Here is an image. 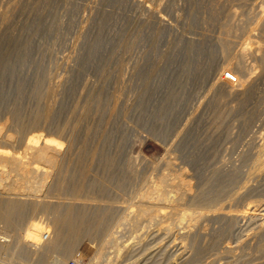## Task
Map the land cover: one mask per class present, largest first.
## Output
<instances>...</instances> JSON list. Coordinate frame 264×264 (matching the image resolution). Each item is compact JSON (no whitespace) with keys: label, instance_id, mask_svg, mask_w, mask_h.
<instances>
[{"label":"rangeland","instance_id":"obj_1","mask_svg":"<svg viewBox=\"0 0 264 264\" xmlns=\"http://www.w3.org/2000/svg\"><path fill=\"white\" fill-rule=\"evenodd\" d=\"M263 6L0 0V146L27 162L0 164V197L41 201L0 208V264H55L64 250L65 264H264ZM226 66L233 86L219 82ZM44 140L60 149L56 167L27 148ZM73 195L92 208L68 217L80 223L63 228L71 241L22 249L34 217L53 220L43 202ZM222 208L239 219L218 217ZM124 216L120 255L97 261ZM71 230L85 238L75 244Z\"/></svg>","mask_w":264,"mask_h":264},{"label":"bare ground","instance_id":"obj_2","mask_svg":"<svg viewBox=\"0 0 264 264\" xmlns=\"http://www.w3.org/2000/svg\"><path fill=\"white\" fill-rule=\"evenodd\" d=\"M263 11H264V6H263ZM228 72L234 75L236 83H238L240 81L238 79V77L236 76L237 73H235L234 69H232L229 66H226L221 71V75H220V78H219V82L220 83L222 82L223 84H226L227 86H233L234 85L233 82L229 81L226 77H224L225 73H228ZM226 89H228V88H226ZM8 138H12V136L11 137L10 136L7 137V140L9 141ZM33 140H35V138H33ZM11 142H13V141H11ZM7 144L6 145L4 144V146H0V149H2V150H0V164H4V163H6V165L9 164V165L13 166L14 168H16L18 171L26 169L27 165H25V164H27V162L25 163L23 161V158L20 157L19 155L17 156L15 153H10V152L6 151V150H8ZM27 148L29 150H33V152H34L33 155H34V157L36 159H40L41 158V159L45 160L46 162H48L51 165V167H56L58 165V163H59L58 155L60 153V149L58 148L57 144H54V142H52L51 140H44L41 143L30 142L28 144ZM48 150L52 151V154L49 157H47V151ZM32 171L33 172L42 171V173L44 172L46 174L49 172L47 170V168H37V167L32 168L31 172ZM24 174H26V173H24ZM184 176L187 177L186 175H184ZM181 179H183V181H184V178H181ZM15 182H17V181H15ZM18 183H20V182H18ZM24 183H26V182H24ZM20 187H21V185H20ZM11 188L13 190V186ZM35 189H36V187H35ZM29 190H30V188H29ZM24 192L26 193V190ZM8 193H10V191ZM20 195L23 196V197H21V196H20V198H18V197L16 198L15 197L14 199H11V198L2 199L0 197V208L4 209V210L12 211V214H13V212L20 211L23 208V206L26 205V204L35 205V203L37 204L38 202H41V201L35 200V198H33V195H31V194H20ZM59 198H61V197H59ZM85 200H91V199H89V198H81L79 196L73 195L71 198H69L66 201H64V200L63 201L62 200L61 201H57V202L44 201L42 210L45 211V212L50 211L52 213V219L53 220H52V222H49V221H45V220L40 219V218L39 219H35V217H34V219L29 223V225L28 226L26 225L27 228L24 231L23 236L20 238L19 242H20L21 248L30 250L31 251L30 253L43 252V253H50L51 254L52 252H55V251L57 252V250H59V248H62L64 241L66 242V239H68V238H66V234H67L68 230L65 231L63 228L65 226L66 227L74 226V227L78 228L79 227L78 225L80 224V223H75L74 222L75 219L69 221L68 217L72 216L74 213H79V215H80L79 218L82 219L81 217H83L84 213L91 210L92 206H89L88 204L84 203ZM92 201H95V200L93 199ZM33 208L35 209V207H33ZM98 209L100 210V212H103L104 209H106V207H103V208L102 207H98ZM93 211L96 212L97 209L94 208ZM144 211L147 212L146 209ZM86 214H89V213H86ZM14 215H15V213H14ZM186 215H191V214H188V213L185 214L184 213L182 215V218H184ZM206 216L207 215H205V217ZM217 216L221 217V218H226V219L228 218V219H233V220L239 219V215L229 214V213L225 212V210L223 208L221 209V211H219V213H217ZM202 217H204V216H202ZM3 218H1V219H3ZM11 218H12V216L11 217H6L5 216V220H9ZM14 218H15V216H14ZM80 219H77V220H80ZM3 221H4V219H3ZM119 221L121 222V224L116 223V224L112 225L109 228V230L107 229L106 236L105 237L103 236L104 238L99 242L98 250H97L96 255H95V259L97 261L101 260L104 257L106 258V256L107 255L109 256L110 254H114V256H116V257L118 255H120L121 247H120V244L118 242L120 237H115V234L118 233V231H116V229L119 227V225L125 224L124 221L126 222V221H128V219H127L126 216H124V217H121ZM6 222H7V224L10 223L9 221H6ZM11 222L13 223V220ZM78 229H80V227ZM69 233L70 232H68V234ZM71 233L73 234V237H71L72 234H71L70 237L69 236L68 237L71 238L73 240V242L75 241L76 242V243L74 242L75 244H77V243L79 244V242H81V240L85 238V236L81 233V230L80 231L79 230H74V231L71 230ZM84 234L86 235L88 233L86 232ZM44 235H47V237L45 239H44ZM0 239H2V238L0 237ZM4 240H5V238H4ZM68 240H70V239H68ZM68 240H67V244H68ZM2 241H0V251H2L4 249V245H5L4 241L3 242ZM107 246H109L110 248H113V252L106 253L105 248ZM70 247H73V246H70ZM74 249H75V247L72 248V250H74ZM10 252H12V251H10ZM72 253H74V251ZM68 255H69V253L67 252V250L66 251L64 250L63 253H62V256H60L61 258L56 259L55 264H65L66 260L68 259ZM69 256H71V255H69ZM107 262L108 261H106V263ZM112 263L113 262H111V264ZM90 264H92V263H90Z\"/></svg>","mask_w":264,"mask_h":264},{"label":"built area","instance_id":"obj_3","mask_svg":"<svg viewBox=\"0 0 264 264\" xmlns=\"http://www.w3.org/2000/svg\"><path fill=\"white\" fill-rule=\"evenodd\" d=\"M225 75H226V78H227L229 81H231V82H234V81H235V77H234L233 74H231V73L228 72V73H226ZM67 264H82V262L79 261L78 259H72V260L68 261Z\"/></svg>","mask_w":264,"mask_h":264}]
</instances>
